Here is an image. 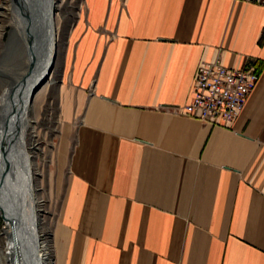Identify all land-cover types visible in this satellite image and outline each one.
Listing matches in <instances>:
<instances>
[{"label":"crops","instance_id":"0c3cea01","mask_svg":"<svg viewBox=\"0 0 264 264\" xmlns=\"http://www.w3.org/2000/svg\"><path fill=\"white\" fill-rule=\"evenodd\" d=\"M220 57L228 128L174 114ZM53 264H264V5L81 0L56 52Z\"/></svg>","mask_w":264,"mask_h":264},{"label":"bare ground","instance_id":"6f19581e","mask_svg":"<svg viewBox=\"0 0 264 264\" xmlns=\"http://www.w3.org/2000/svg\"><path fill=\"white\" fill-rule=\"evenodd\" d=\"M5 1L19 64L0 88V213L8 240L0 255L7 264H53L39 233L42 210L27 137L33 92L47 81L55 57L54 0Z\"/></svg>","mask_w":264,"mask_h":264},{"label":"rangeland","instance_id":"374dc122","mask_svg":"<svg viewBox=\"0 0 264 264\" xmlns=\"http://www.w3.org/2000/svg\"><path fill=\"white\" fill-rule=\"evenodd\" d=\"M81 0H54L53 28L55 33V57L52 73L47 81L36 91L32 100V126L27 137L29 154L35 172L37 197L40 201L41 223L39 233L45 240L44 252L52 260L53 230L58 214L59 191L54 184V159L58 145L60 119L56 105V52L58 53L63 37L74 19ZM6 1L0 0V88L12 76L19 64V44L9 41L10 15L6 11ZM10 42V43H9ZM13 43V44H12ZM10 44V45H9ZM18 47H16V46ZM1 92V90H0ZM5 220L0 213V251L6 248L4 234ZM47 241V242H46ZM6 259V260H4ZM0 260L7 264L9 258L0 255Z\"/></svg>","mask_w":264,"mask_h":264},{"label":"built area","instance_id":"2783aa9c","mask_svg":"<svg viewBox=\"0 0 264 264\" xmlns=\"http://www.w3.org/2000/svg\"><path fill=\"white\" fill-rule=\"evenodd\" d=\"M264 5V0H232ZM258 80L254 64L233 70L222 65L220 57L199 65L189 102L173 113L190 117L210 127L228 128L245 106Z\"/></svg>","mask_w":264,"mask_h":264},{"label":"water","instance_id":"95a60500","mask_svg":"<svg viewBox=\"0 0 264 264\" xmlns=\"http://www.w3.org/2000/svg\"><path fill=\"white\" fill-rule=\"evenodd\" d=\"M53 64H54V62H53ZM52 69H53V65H52V67H51V69L49 70V72H48V75H50L51 73H52ZM46 82V80L45 81H43L36 89H35V91L33 92V96H34V94L36 93V91L44 84Z\"/></svg>","mask_w":264,"mask_h":264}]
</instances>
